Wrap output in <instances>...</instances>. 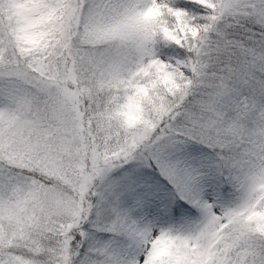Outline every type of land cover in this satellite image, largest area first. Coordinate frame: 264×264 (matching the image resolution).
Returning <instances> with one entry per match:
<instances>
[{
	"label": "snow or ice",
	"instance_id": "6c2138e0",
	"mask_svg": "<svg viewBox=\"0 0 264 264\" xmlns=\"http://www.w3.org/2000/svg\"><path fill=\"white\" fill-rule=\"evenodd\" d=\"M0 264H264V0H0Z\"/></svg>",
	"mask_w": 264,
	"mask_h": 264
}]
</instances>
